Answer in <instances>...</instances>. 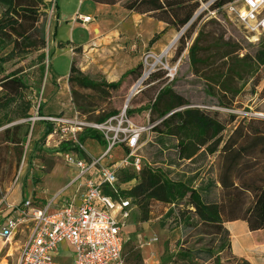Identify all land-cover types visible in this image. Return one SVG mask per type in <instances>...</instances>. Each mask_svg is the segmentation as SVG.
<instances>
[{"label":"rangeland","instance_id":"rangeland-1","mask_svg":"<svg viewBox=\"0 0 264 264\" xmlns=\"http://www.w3.org/2000/svg\"><path fill=\"white\" fill-rule=\"evenodd\" d=\"M75 1L57 0V16L61 18L57 29L53 4L47 9L45 52L50 56L43 61V76L38 70L36 54L15 57L3 64L6 73L16 69L20 71L19 74L28 86L25 93L32 101V107L29 118L12 120L15 108L12 103L8 108L2 106L4 101L0 91V121L6 123L0 127V221L8 213V204H18L27 195H36L41 191L46 201H51L61 199L73 191L69 182L75 173L74 168L63 161L62 151H58V134L44 138L45 123L38 118L39 101L42 103V113H59L57 116L65 115V118L78 122L93 123L98 116L115 109L117 114L125 111L133 124L144 126L153 124L149 122V110L146 108L157 90L169 83L190 106L218 111L222 115L235 114L236 120L227 125L222 133L223 137L243 116L264 117V96L261 94L264 78L254 90L250 81L241 80L232 83L233 90H238L236 94L224 91L221 82L227 65L223 63V59L218 58L219 47L223 42L229 41L240 47L238 53L242 57L245 53L254 51L257 44L264 40V33L252 35L246 32L223 10L212 15L208 10L202 9L208 0H199V7L192 19L180 30L167 26L148 14L127 10L124 7L127 0L106 6L91 0H80L77 11L91 15L89 22H86L90 26L89 35L79 24H76L72 32V21L62 17L60 8L64 11L73 9ZM80 18L78 16L74 21L83 23ZM191 26L192 31L184 39L185 45L178 54L182 44L180 38ZM85 36L89 38L86 46L76 44ZM197 36L200 61L194 64L190 60L189 49ZM154 37L156 40L151 41ZM71 63L80 74L97 82H116L126 71L138 66H141V73L138 79H135L136 73L128 75L117 88L105 85L100 89L77 88L72 94L68 83L67 91L65 77L56 80V76L52 75L69 73ZM145 73L147 75L141 85L132 90ZM129 95L131 96L126 103ZM62 108L66 112H59ZM127 110H132V113L128 114ZM15 125L18 127L14 128ZM7 127L9 131L4 134ZM10 137L19 142H9ZM163 141L164 144L156 141L150 130L144 132L140 149L142 161L151 164L171 162V146L175 140L165 138ZM91 142L104 150L105 142L94 138L84 141L87 149H92ZM211 160V157L201 159L195 165L187 162L174 163L169 168L174 174L185 175L194 168L200 172L198 183L204 177ZM29 179L33 185L32 193L29 192ZM11 190H15L12 199L9 197ZM173 208L174 214L168 215L169 205L152 201L146 211L147 220H142L145 211L140 206L136 205L131 209L124 229L122 252L125 264H192L185 259L184 253L201 249L211 250L213 254L204 264H216V256L220 257L221 264H233L226 260L225 251L219 252V236L208 233V229L203 226H184L178 221L176 223L174 218L178 217L179 209H185V205L180 203ZM25 233L26 230L17 233L9 241L0 238V264H17ZM152 243L156 245L155 257L149 262L145 251L147 245ZM132 254H139L140 260H130ZM200 255L205 256L206 253ZM193 260L197 264H203L201 260Z\"/></svg>","mask_w":264,"mask_h":264},{"label":"trees","instance_id":"trees-1","mask_svg":"<svg viewBox=\"0 0 264 264\" xmlns=\"http://www.w3.org/2000/svg\"><path fill=\"white\" fill-rule=\"evenodd\" d=\"M91 1L114 5L121 0ZM228 1L230 0H217L211 7ZM51 4L56 10L57 18V0H0V91L4 101L2 106L8 108L12 103L15 108L12 120L29 118L32 101L25 93L28 86L23 76L19 74L20 71L16 69L6 73L3 64L15 57L36 54L39 73L41 76L44 75L43 61L50 56L46 54L45 48L46 15ZM124 7L139 14H148L166 23L167 26L180 30L192 19L199 7V0H127ZM191 31L192 26L182 34L178 54L185 45L184 39ZM155 37L151 41L156 40ZM198 42L199 36L189 49V57L194 64L200 61ZM219 49L218 58L223 59V63L227 65L221 82L224 91L236 94L238 90H233L232 83L241 80L250 81L253 90L260 85L264 78V40L257 44L253 52H247L242 57H239L238 53L241 48L229 41L223 42ZM135 73V79H138L141 66L126 71L116 82H97L80 74L71 63L67 83L72 94L77 88L100 89L102 85L117 88L125 77ZM261 94L264 96V86ZM128 101L126 99V103ZM41 106L42 103L39 101L40 116L43 115ZM146 109L149 110V122L153 123L150 131L154 133L156 141L164 144L165 138L175 140L170 152L173 159L171 162L156 164L142 161L139 171L130 168L120 169L117 183L120 197L130 199L133 206H140L145 211L142 220L148 219L146 211L152 201L169 205L168 215L174 214L173 206L183 203L185 209L178 210V217L174 218L176 223L178 221L184 226L206 227L208 233L220 237L218 249L219 252H226L227 261L233 264H251L232 253L230 234L224 223L243 220L251 232H262L256 235L257 240L264 236V117L243 116L223 137V131L228 124L236 120L237 116L233 113L222 115L218 111L190 106L169 83L157 90ZM117 113L115 109L110 110L98 116L95 122H105ZM127 113L131 114L132 110H127ZM44 123L45 138L51 134L53 125L47 121ZM5 124L0 121V127ZM17 127L18 125L14 126ZM8 131L9 128H5L4 134ZM87 138L105 142L101 133L90 127H85L78 135L82 143ZM8 140L14 144L19 142L13 137ZM57 144L58 151L75 149L87 157L84 151L71 146L69 140L58 138ZM127 153L128 149L125 146L118 145L113 149L112 160H103V164H113ZM208 157L212 160L205 170L204 177L198 183L200 172L194 168H191L188 175L174 174L169 168L170 165L181 162L195 165L199 160ZM105 193L113 195L114 199L118 197L109 189H105ZM30 201L34 207H43L47 203L38 192L30 196ZM203 252L206 253L205 256L200 255ZM212 256L211 250L202 249L184 253L185 259L192 264H197L193 259L201 260L204 264ZM215 259L216 264H221L219 256ZM130 260L137 262L140 255L132 254Z\"/></svg>","mask_w":264,"mask_h":264},{"label":"built area","instance_id":"built-area-1","mask_svg":"<svg viewBox=\"0 0 264 264\" xmlns=\"http://www.w3.org/2000/svg\"><path fill=\"white\" fill-rule=\"evenodd\" d=\"M215 1L208 0L202 9L212 15L223 10L246 32L252 35L264 33V0H230L211 7ZM90 19L81 17L83 23ZM38 118L52 123L53 130L48 137L58 134L59 139L69 140L71 146L82 151L83 143L78 135L85 127L93 128L101 133L105 148L101 155L85 158L75 149L62 151L63 161L76 169L72 184H78V204L68 202L49 212L51 202L34 207L30 198H25L15 205V215L5 216L0 221V238L9 241L26 230L17 264H124V229L134 206L130 199L121 198L118 193V173L122 168L141 169V136L153 124L135 125L125 111L102 123L78 122L57 115ZM118 145L125 146L128 153L113 164H103V160H112L113 149ZM105 189L118 197L114 199L113 195L105 193ZM62 243L71 248L69 259L61 257Z\"/></svg>","mask_w":264,"mask_h":264},{"label":"crops","instance_id":"crops-1","mask_svg":"<svg viewBox=\"0 0 264 264\" xmlns=\"http://www.w3.org/2000/svg\"><path fill=\"white\" fill-rule=\"evenodd\" d=\"M80 0H76L75 1V5L73 7V9H69L68 11H64V9L60 8V12L62 13V17L70 19V30H72V32H74V29L76 28V24H79V27H81L85 33L87 32V34L90 35V26L87 23H80L77 21H74L75 18L82 17V16H88L91 17V15L88 14H83V13H79L78 10V3ZM99 5V4H98ZM102 6H106V5H102ZM96 8V7H95ZM81 19V18H80ZM56 24H55V29L58 28L59 23L61 22V18H59V15L57 16L56 19ZM71 32V31H70ZM89 43V38H87L86 36L82 39H79L77 41L76 44L78 45H83L86 46ZM56 74V73H55ZM52 74L53 76H56V80H58V78L60 77H65V81H66V87H67V91H68V86H67V78H68V73H63L61 75L59 74ZM66 112V109H61L59 112ZM43 115H60L58 114H54V113H42ZM65 117V115H62ZM91 146L92 149L89 150L85 147V144L83 142V151L87 154V156H99L101 155V153L103 152L102 149H99L97 147L96 144L91 142ZM79 155L81 157L82 156L80 153ZM85 158V157H84ZM75 173L73 175V178L71 179V181L69 183H71L70 187L73 188V191L71 194L64 196L61 199H53L51 201H47L51 202V207L49 209V212H54L57 210V208H59L60 206H62L65 203L68 202H72L74 205H77L79 202V197H80V191L78 190V184L76 182H74L72 184V181L75 178V174H76V169H74ZM30 180V185H29V192L32 193L31 191V187H33L32 185V181ZM28 186V184H27ZM12 194H15V190H11V192L9 193V197L12 199ZM41 194V191L40 193ZM42 195V194H41ZM31 195H27L25 196V198H30ZM24 198V199H25ZM46 200V199H45ZM20 204V203H18ZM15 205L17 204H8V213L5 216H10V215H15L16 209H15ZM224 226L227 228V230L229 231L230 234V245H231V251L232 253L239 258H243L246 259L247 261H249L251 264H264V236H262L261 239L257 240L256 239V235L262 233L261 231H257V232H251L248 229V226L246 224L245 221L243 220H233V221H227L224 223ZM125 241V240H124ZM156 245L154 243L152 244H148L145 254H146V259H148L149 262H152L155 250H156ZM60 254L61 257L64 259H69V257L71 256V248L67 243H62L60 246Z\"/></svg>","mask_w":264,"mask_h":264},{"label":"bare ground","instance_id":"bare-ground-1","mask_svg":"<svg viewBox=\"0 0 264 264\" xmlns=\"http://www.w3.org/2000/svg\"><path fill=\"white\" fill-rule=\"evenodd\" d=\"M173 42H174V41H172V43H173ZM156 62H158V60H157ZM146 75H147V73L143 74V76L137 81V83L135 84V86L133 87L132 90L137 89V87H139V86L141 85V83L144 81ZM132 92H133V91H132ZM132 92H131V93H132ZM130 96H131V95L128 96L127 101L129 100Z\"/></svg>","mask_w":264,"mask_h":264}]
</instances>
